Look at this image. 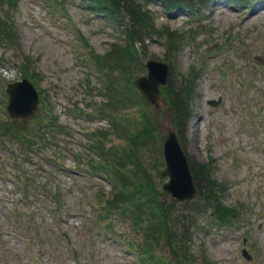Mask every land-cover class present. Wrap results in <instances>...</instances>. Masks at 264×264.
I'll use <instances>...</instances> for the list:
<instances>
[{"label":"rangeland","instance_id":"1","mask_svg":"<svg viewBox=\"0 0 264 264\" xmlns=\"http://www.w3.org/2000/svg\"><path fill=\"white\" fill-rule=\"evenodd\" d=\"M186 2L193 6L166 10L158 0L147 6L154 16L153 31L160 37H144L133 72L145 74L146 59L163 61L170 68L166 82L179 86L189 78L194 87L191 115L177 135L190 158L197 193L181 202L166 192L157 193L162 211L169 214L171 232L168 237L161 235L151 256L171 264L177 259L179 264H264V0ZM84 3L65 0L63 12L53 10L47 0H18L10 11L19 48L6 42L0 45V119L13 121L5 110L7 83L19 80L22 72L29 75L45 103L40 100L33 115L14 120V125L38 128L42 106H50L63 127L44 154L52 155L62 168L38 158L39 165L26 164L31 182L46 184L42 190L31 191L34 199L26 200L20 188L3 177V173L22 176L11 163L18 146L0 141V163L5 167L0 170V264H137L138 260L149 264L136 253L147 241L136 224L146 225L149 208L144 206L142 214L133 203L130 211L117 212L115 206L104 211L101 193L108 195L112 183L89 178L75 165L77 154L83 162L92 158L86 133L94 128L110 131L108 138L117 155L128 145L124 134L112 133L108 118L91 112L106 98L89 89L87 82L93 87L103 77L82 43L85 40L91 51L103 53L112 43L126 49L125 37L120 28ZM132 51L137 54L135 47ZM131 95L128 108L115 113L117 125L136 129L143 123L139 113L145 110V130L151 139L140 149L141 167L136 171L132 166L131 172L161 191L166 179L159 176L164 166L162 143L169 127L173 128L167 97L162 88L160 106L155 107L144 97ZM209 100L219 103L212 106ZM71 109L89 114L80 116ZM10 147L13 152H8ZM209 181L215 183L214 190ZM198 195L210 197L211 204L196 199ZM57 205L61 217L54 211ZM220 205L233 208L234 218L231 213L223 219L213 216L211 209ZM16 212L22 214L21 221L16 220ZM100 213L105 215L100 218ZM131 213L137 215V223L127 218ZM91 214L102 226L109 223L113 234L99 228ZM180 229L185 230L186 239ZM175 236L181 244L179 256L167 243ZM128 242L134 247L127 246ZM243 249L249 258L242 255Z\"/></svg>","mask_w":264,"mask_h":264},{"label":"trees","instance_id":"2","mask_svg":"<svg viewBox=\"0 0 264 264\" xmlns=\"http://www.w3.org/2000/svg\"><path fill=\"white\" fill-rule=\"evenodd\" d=\"M85 2L86 5H89L95 14L99 13L102 14L113 21L118 27H123L124 32L129 40L132 41L130 47H126L125 50H118L117 48L114 50L113 53V61L107 65H101L100 59L97 60V66L100 70H104L107 67H112V72L114 73H121L127 78V73L131 70V65L133 60L131 58L136 56V53L132 51L133 45L135 43L142 42L143 34L153 37L152 29L154 28V16L152 15V11L147 7L149 3L155 0H82ZM161 2L162 6L166 9H172V7L179 6L181 0H158ZM17 0H0V42L2 40L9 39L13 43L15 42L16 31L12 24V18L9 15H4L3 9L7 11V7L11 8L16 5ZM194 3V1H192ZM57 4V2L55 1ZM179 3V4H178ZM179 39V36L177 35ZM167 45V44H166ZM170 47L173 48V43L170 42ZM167 48V47H166ZM126 57V58H125ZM27 63L30 62L27 57H25ZM115 65L116 67H113ZM24 67V65H23ZM129 70V71H128ZM128 71V72H126ZM189 81V79H187ZM185 80L181 86H176L175 84L169 82L168 85L165 87V93L167 95V103L171 112V124L176 128L177 131H181L183 125L185 124L190 116V101L192 99V93L194 91L193 86ZM107 90L110 94V101L109 104L113 106L123 107L125 105V101L120 94L117 92V88L115 84L110 81L107 85ZM148 117L147 113L141 114L142 125L138 126L133 133L127 135L128 140V150L131 156H135L136 159L132 160L131 163L134 164L135 169L137 171V166L140 164V158L137 156V152H140L141 147L149 143L151 139H149V132L145 130V123L144 119ZM14 132V131H13ZM35 139L38 143H41V139H45V131L37 130L35 133ZM101 138H104V134H99ZM145 139V141H141ZM25 141L28 145L31 144V140L25 138ZM145 143V144H144ZM98 147L101 150L102 144L98 143ZM109 154H111L109 152ZM125 157L128 158L129 155L125 152ZM134 174V173H133ZM136 178V177H135ZM128 180V179H127ZM135 182H127L129 186H133L132 188L128 189L123 183V188L126 189L127 194H124V190H120L113 193V197L109 199V204H114L116 207V203L122 197H126L127 200H130V196L133 197L134 192L137 190L142 192L145 196H147L148 200L151 204H154L155 212L151 214H156L158 217V221H155V217H150L148 219L147 226V238L148 241L151 242L150 244H159L161 235L163 233L166 234L168 237V233L171 232V226L168 223V215L162 211V208L159 204L158 198L156 197L157 191L153 188L150 182L146 183H138L139 181ZM210 187L214 190L215 183L213 181H209ZM154 194V195H152ZM199 199L206 202V204H211L210 197L199 196ZM214 199V195H213ZM208 201V202H207ZM227 207L220 205L212 211L211 214L213 216H217L219 219H223V217L227 216V214L231 213V217L234 218L235 211L233 208L230 210L226 209ZM150 214V215H151ZM137 220V216L133 217ZM186 220H190V215L186 216ZM231 222V221H230ZM229 222V223H230ZM189 223V222H188ZM224 223V222H222ZM227 223V222H226ZM184 230L180 229V235L183 236ZM177 240V241H176ZM168 247L169 250L174 253L176 256H179L178 252L181 250V244L179 242L178 236H175V239L172 243L169 241ZM148 254H151V249L147 248ZM181 254V252H179ZM183 255V254H182ZM149 260L154 264H162L156 261L153 257H149ZM176 264L181 263L180 260H176ZM171 264V263H165Z\"/></svg>","mask_w":264,"mask_h":264},{"label":"water","instance_id":"3","mask_svg":"<svg viewBox=\"0 0 264 264\" xmlns=\"http://www.w3.org/2000/svg\"><path fill=\"white\" fill-rule=\"evenodd\" d=\"M146 65L148 67L147 75L137 76L135 83L147 99L158 106L160 98L158 85L166 81L167 65L164 62L154 60H148ZM6 92L9 97L7 109L12 117L27 116L34 112L38 97L36 90L28 80L22 79L21 81L9 84ZM210 102L211 104H217L218 101ZM163 154L165 168L160 172V175L162 177L168 175L169 180L163 182L162 188L178 201L191 199L196 189L192 181L186 156L180 147L176 134L172 130H169L164 141Z\"/></svg>","mask_w":264,"mask_h":264}]
</instances>
